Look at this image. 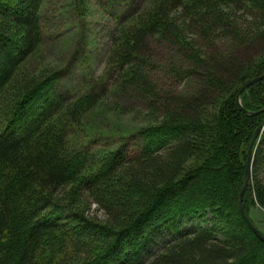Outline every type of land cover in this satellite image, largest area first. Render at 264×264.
Wrapping results in <instances>:
<instances>
[{
	"label": "trees",
	"instance_id": "1",
	"mask_svg": "<svg viewBox=\"0 0 264 264\" xmlns=\"http://www.w3.org/2000/svg\"><path fill=\"white\" fill-rule=\"evenodd\" d=\"M45 1L0 0V264H264L237 205L264 119L247 114L264 111V80L237 102L264 74V0H96L116 31L99 87L68 100L62 69L44 60ZM73 7L85 22L87 0ZM151 42L170 48L166 60ZM219 44L258 46L257 62L211 60ZM158 71L179 91L163 94ZM106 93L146 107L120 145L81 134ZM262 148L264 132L251 175ZM252 187L264 209V181H249L242 200L256 227ZM189 218L204 227L181 233Z\"/></svg>",
	"mask_w": 264,
	"mask_h": 264
},
{
	"label": "rangeland",
	"instance_id": "2",
	"mask_svg": "<svg viewBox=\"0 0 264 264\" xmlns=\"http://www.w3.org/2000/svg\"><path fill=\"white\" fill-rule=\"evenodd\" d=\"M73 1L75 0H46L43 9V16L46 20L43 55L47 53L44 60L62 69L59 97L66 100L86 91L90 87L93 88V85L99 87L98 81L104 70V60L109 53L111 38L116 31L115 19L107 11H104L96 0H87L89 7L85 17L86 20L83 23L76 17ZM149 47L155 60L162 62L168 58L169 47L154 42H151ZM246 50L226 48L225 45L219 44L215 45L214 49L207 50V52L211 55V60L214 59L215 53H223L225 57H230L235 62L234 65L240 64L242 66L248 63L249 66H252L257 62L254 60L258 56L259 48L254 46ZM175 63L177 66L180 65L181 59L175 60ZM156 78L158 89L163 94L179 91V89L174 88L165 73L158 71ZM109 82H111V79L107 81V83ZM100 83L103 90L107 88L105 80H101ZM98 87L94 88L93 92L98 91ZM116 106L130 109V112L118 114L115 110ZM102 109V112L96 110L88 115L85 120V128L81 133L86 139L96 140L97 145L110 144L112 140H119L127 133L135 131L139 120L144 118L146 111V107L141 100L131 99L127 96L124 98L123 95L111 96L110 93H106L102 102ZM126 139L129 140L126 137L119 140L117 145H120ZM128 146V154L133 155L135 151L131 149V146ZM261 152L262 154H258L259 164L250 176L252 184L259 178L264 181L263 148ZM253 188L252 196L255 206L251 207L250 215L259 232L264 234V209L258 205ZM202 227H204V223L201 220L189 218L182 222L180 232L186 233Z\"/></svg>",
	"mask_w": 264,
	"mask_h": 264
},
{
	"label": "water",
	"instance_id": "3",
	"mask_svg": "<svg viewBox=\"0 0 264 264\" xmlns=\"http://www.w3.org/2000/svg\"><path fill=\"white\" fill-rule=\"evenodd\" d=\"M264 80V74L258 77H255L249 81H247L245 84H243V86H241V88L238 91L237 94V102L238 105L241 106L240 103V96L243 93V91H245L248 87H250L251 85L261 82ZM264 111H260V112H255V113H249L247 112V114L250 115H257L259 113H262ZM264 132V119L262 120V122L258 125V127L256 128L249 144H248V148H247V159H246V165H245V172H244V184L241 188V191L237 197V205L239 208V211L246 223V225L249 227V229L252 231V233L260 240L264 243V236L259 232V230L251 223V221L249 220V218L246 216V214L243 211L242 208V200H243V196L244 193L247 189L248 183L250 181V176H251V170H252V165H253V159H254V143L255 141L262 135V133Z\"/></svg>",
	"mask_w": 264,
	"mask_h": 264
}]
</instances>
